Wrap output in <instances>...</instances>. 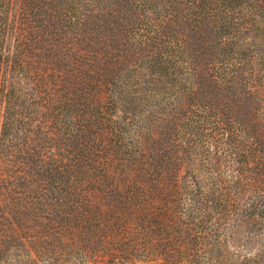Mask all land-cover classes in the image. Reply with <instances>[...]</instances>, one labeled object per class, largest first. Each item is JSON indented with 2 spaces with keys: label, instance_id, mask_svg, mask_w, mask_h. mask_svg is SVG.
<instances>
[{
  "label": "trees",
  "instance_id": "trees-1",
  "mask_svg": "<svg viewBox=\"0 0 264 264\" xmlns=\"http://www.w3.org/2000/svg\"><path fill=\"white\" fill-rule=\"evenodd\" d=\"M263 228L264 0H0V262L264 264Z\"/></svg>",
  "mask_w": 264,
  "mask_h": 264
},
{
  "label": "rangeland",
  "instance_id": "rangeland-1",
  "mask_svg": "<svg viewBox=\"0 0 264 264\" xmlns=\"http://www.w3.org/2000/svg\"><path fill=\"white\" fill-rule=\"evenodd\" d=\"M17 1L18 0H13L14 5H16ZM6 233L7 231L2 236L3 241L7 240V238L5 237ZM176 234L180 235L178 231L176 232ZM18 238L19 237L17 236L14 239L12 238V240L8 239V241H11V242H7V245H9V247L11 248L9 251H7L8 256L7 257L4 256L0 264H25V262H23V259L25 256V252L27 251V247H25L24 245L28 246V244L24 240H21L19 242ZM152 238L154 239L155 237L153 236ZM248 240H250L249 243H246V241ZM24 242L26 244L23 245ZM176 243L177 244H174L175 248L171 247L169 249L173 251L171 260L177 259L178 264H189V262L185 260L186 258L184 257V254H183L185 251L183 244H180L179 242H176ZM238 243H239V240H238ZM239 244L244 245V248H241V246L240 248L237 247L236 249H234V253H236L237 255H247L248 254V256H253L258 248H262L264 246V228L262 231L259 232V235L257 236V240L255 239V237L244 238L240 241ZM5 245L6 244L2 242L0 244V248L5 247ZM53 245L54 246H51L50 250L46 251V253H48L47 256H50L53 253L56 255L52 257L54 259L55 264H86L83 262V259L81 258L82 243L79 237L76 238V243L74 246L64 245L63 243L57 244V245L55 243ZM188 245H189V248L192 249L191 248L192 242L188 243ZM148 246H149L148 250H150L151 243H148ZM187 246L185 248H187ZM155 252H156V255H154ZM151 253H152V257H150L149 259H146L145 260L146 262H138V264H153L158 260L159 257L163 255L161 250H158V247L152 248ZM149 260L151 261L149 262ZM50 262L51 261L43 262L41 261L40 258H37L36 261H34L32 264H48ZM87 264H103V261L99 259L90 260Z\"/></svg>",
  "mask_w": 264,
  "mask_h": 264
}]
</instances>
